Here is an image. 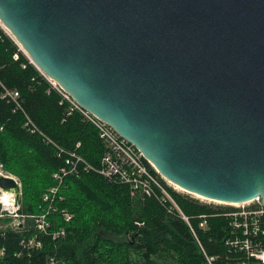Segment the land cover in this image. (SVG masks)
<instances>
[{"label": "water", "instance_id": "1", "mask_svg": "<svg viewBox=\"0 0 264 264\" xmlns=\"http://www.w3.org/2000/svg\"><path fill=\"white\" fill-rule=\"evenodd\" d=\"M0 25L162 177L264 204V0H0Z\"/></svg>", "mask_w": 264, "mask_h": 264}, {"label": "trees", "instance_id": "2", "mask_svg": "<svg viewBox=\"0 0 264 264\" xmlns=\"http://www.w3.org/2000/svg\"><path fill=\"white\" fill-rule=\"evenodd\" d=\"M0 82V164L21 183L16 213L23 216V222L13 226L14 216L0 212V264H50L53 260L64 264H164L166 259L175 264H206L188 223L175 211L167 212L153 197L133 199L127 184L108 182L91 171L64 178L63 198L55 200L57 209L47 213L46 232L37 229L33 213L46 205L40 201L41 194L55 184L51 173L64 164L63 155L58 156L40 132L63 149L74 148L79 141V153L93 165L99 163L104 146L95 127L77 110L67 114L68 103L61 102V95L1 25ZM2 85L18 91L20 107L2 97ZM26 115L38 131L28 130ZM163 185L189 217L204 250L223 253L227 222L218 212L226 207ZM61 208L72 213L70 219L65 220ZM201 214L205 215L204 228L199 226ZM59 227H64L65 234L52 238ZM99 228L125 235L121 239L95 235Z\"/></svg>", "mask_w": 264, "mask_h": 264}, {"label": "built area", "instance_id": "3", "mask_svg": "<svg viewBox=\"0 0 264 264\" xmlns=\"http://www.w3.org/2000/svg\"><path fill=\"white\" fill-rule=\"evenodd\" d=\"M13 57L17 58V53L13 54ZM41 74L47 79L52 88L61 95V102L64 100L68 103L67 114L77 110L84 121L91 123L95 127L97 135L104 146V152L99 158V163L93 165L79 153V141L75 143L74 148L63 149L62 146L40 132L42 138L55 148L56 154L58 156L63 155L64 164L51 173L55 184L52 187H47L46 191L42 193L41 198L47 207L35 218L37 229L46 232V227L49 226L46 217L47 213L51 209L56 210L53 206L55 200L63 198L60 194V188L64 178L70 174L78 176L81 172L91 171L101 175L108 182L127 184L132 195L139 192L143 196L155 198L161 205L165 206L167 212L175 211L188 223L199 248H201L206 264H264V204L259 195L253 196L252 199L245 202L224 204L228 207L218 212V215L227 222V234L222 240L224 252L208 254L201 246L190 222H188L189 217L181 210L172 195L161 183L159 173L156 170L153 172L148 167V165L151 167L152 165L140 150L127 139L120 136L105 121L79 106L73 97L57 82L49 77L47 78L42 72ZM0 84L2 83L0 82ZM18 96L19 93L16 89H10L2 85V97L6 98L7 101L13 102L15 108L20 107ZM26 119L25 125L28 130L32 133L38 131L27 115ZM1 170L2 165L0 164ZM61 212L65 220L71 218L69 212L64 209H61ZM14 213L18 215L16 212L12 214ZM198 217L201 219L199 226L204 228L206 226L205 215L201 214ZM22 222V220L15 221L12 225L18 226ZM63 235V227H59L52 232V238Z\"/></svg>", "mask_w": 264, "mask_h": 264}, {"label": "rangeland", "instance_id": "4", "mask_svg": "<svg viewBox=\"0 0 264 264\" xmlns=\"http://www.w3.org/2000/svg\"><path fill=\"white\" fill-rule=\"evenodd\" d=\"M4 30L8 33V34H11L9 31H8V29H6V28H4ZM19 46V48L21 49V46H20V44L18 45ZM21 51H22V49H21ZM23 52V54H24V51H22ZM151 168H153V166L151 167ZM154 169V168H153ZM155 170V169H154ZM1 171H3L4 173H7V174H10L11 176H14L18 181H19V179L15 176V175H13V174H11V173H9V172H7L6 170H1ZM156 172V171H155ZM159 176L161 177V179H163V183H165L167 186H169V187H171L172 189H174L176 192H178V193H181V194H183V195H187V196H189V197H192V198H195V199H197V200H199V201H201V202H204V203H209V204H213V206L214 205H221V207H228V206H226V205H224V204H226V203H222V202H218V201H214V200H209V199H205V198H203V197H199V196H196L195 194H193V193H189V192H187V191H185V190H181V188L179 189L178 187H176L172 182H170V181H168L167 179H165L164 177H162L160 174H159ZM19 183H20V181H19ZM21 184V183H20ZM46 189H47V187H45ZM46 189L44 190V191H46ZM43 191V192H44ZM42 192V193H43ZM41 196H42V194H41ZM140 196H143L141 193H139V192H136V193H133V195L131 194V197L133 198V199H139L138 197H140ZM20 197H21V194H20ZM19 200H20V198H19ZM41 202H42V198H41V200H40ZM18 204H19V201H18ZM53 206H54V203H53ZM16 207H18V206H16ZM16 207H13V206H9V207H6V206H3V205H1L0 206V212L2 213V212H16V210H17V208ZM47 207V205H44L43 207H41V209L43 208H46ZM55 207V206H54ZM56 208V207H55ZM43 209L39 212V213H33L34 215H35V217H37L38 215H40V213H42V211H43ZM57 209V208H56ZM62 209V208H61ZM61 209H60V211H61ZM64 209V208H63ZM51 210H53V209H51ZM65 210V209H64ZM11 213V214H12ZM70 214H71V216H72V213L71 212H69ZM12 216H14L13 217V220L11 221V223L14 221H20L21 219H22V215H17V214H12ZM137 224H139V223H137ZM64 228V227H63ZM64 234H65V229H64ZM50 264H64L63 263V261H61V262H55L54 260L53 261H51L50 262ZM164 264H175L172 260H170V259H166V260H164Z\"/></svg>", "mask_w": 264, "mask_h": 264}, {"label": "bare ground", "instance_id": "5", "mask_svg": "<svg viewBox=\"0 0 264 264\" xmlns=\"http://www.w3.org/2000/svg\"><path fill=\"white\" fill-rule=\"evenodd\" d=\"M175 186L180 189L179 186H177V185H175ZM181 190H182V188H181ZM195 195L199 196L197 194H195ZM11 200H12V197H11L10 193H8L6 191L0 193V203H2L3 206L9 207L11 205Z\"/></svg>", "mask_w": 264, "mask_h": 264}]
</instances>
